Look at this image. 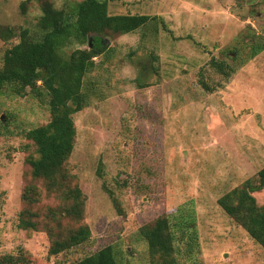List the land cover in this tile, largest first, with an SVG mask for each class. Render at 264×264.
<instances>
[{
	"label": "rangeland",
	"instance_id": "obj_1",
	"mask_svg": "<svg viewBox=\"0 0 264 264\" xmlns=\"http://www.w3.org/2000/svg\"><path fill=\"white\" fill-rule=\"evenodd\" d=\"M23 1L0 0V24L37 38L40 4ZM52 1L62 9L83 0ZM107 1L111 14L157 19L133 33L105 35L108 50L85 77L89 105L74 115L68 166L87 196L91 239L50 255L43 227H19L26 156L34 148L25 132L49 122L51 113L46 94L7 87L0 92V256L71 264L113 245L119 264H151L139 229L167 214L196 222L183 240L196 239L197 252L180 254L179 264H264V248L218 203L264 167V50L249 57L264 44V0ZM18 41L0 38V66ZM88 47L75 42L67 50ZM213 57L235 73L213 68ZM254 196L264 204V189Z\"/></svg>",
	"mask_w": 264,
	"mask_h": 264
},
{
	"label": "trees",
	"instance_id": "obj_2",
	"mask_svg": "<svg viewBox=\"0 0 264 264\" xmlns=\"http://www.w3.org/2000/svg\"><path fill=\"white\" fill-rule=\"evenodd\" d=\"M28 1L32 0L23 3ZM33 1L40 4L43 13L38 23L39 37L28 29L17 34L12 27L0 24V38L19 37L0 66V92L11 87L18 95L29 90L37 96L49 97V122L25 132L34 148L26 156L29 171L18 225L31 231L43 227L51 239L49 254L59 255L85 244L92 236L89 225L84 223L87 196L68 166L77 139L74 115L89 105V92L84 91L85 77L96 67V58L108 50L105 35L133 33L157 18L145 14H111L107 0H83L62 9L52 0ZM75 42L88 43L89 47L67 50ZM263 50L264 44H256L249 57L254 58ZM209 65L228 77L236 71L226 60L215 57ZM199 81L204 89L214 91L204 78ZM262 189L264 167L254 178L226 192L218 203L264 248V204L260 205L254 196ZM50 199L55 204H43ZM115 206L119 208L116 203ZM175 218L163 214L140 227L151 264H179L180 254L191 258L197 252L194 251L198 246L196 239L191 244L183 240L185 231L196 227V222L185 215L179 221ZM181 245H186V250ZM25 259L22 255L8 254L0 256V264H27ZM71 264L119 263L114 246L106 245Z\"/></svg>",
	"mask_w": 264,
	"mask_h": 264
}]
</instances>
